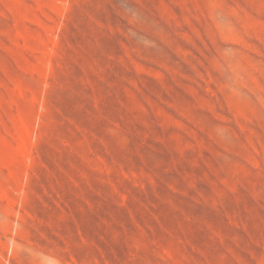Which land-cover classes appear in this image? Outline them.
<instances>
[{
	"label": "rangeland",
	"instance_id": "1",
	"mask_svg": "<svg viewBox=\"0 0 264 264\" xmlns=\"http://www.w3.org/2000/svg\"><path fill=\"white\" fill-rule=\"evenodd\" d=\"M0 264H264V0H0Z\"/></svg>",
	"mask_w": 264,
	"mask_h": 264
}]
</instances>
